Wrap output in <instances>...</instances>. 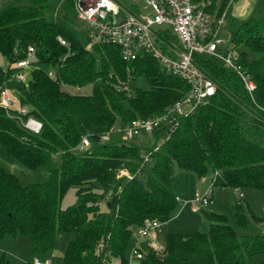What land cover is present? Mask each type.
Instances as JSON below:
<instances>
[{"label": "trees", "instance_id": "obj_1", "mask_svg": "<svg viewBox=\"0 0 264 264\" xmlns=\"http://www.w3.org/2000/svg\"><path fill=\"white\" fill-rule=\"evenodd\" d=\"M233 1L210 0L208 11L214 20L227 18ZM49 2L15 0L0 9V57L9 64L6 69L0 65V91L29 46L41 65L17 88L14 109L0 106V147L8 160L48 170L46 181L23 183L0 166V240L28 235L33 256L46 259L58 235L72 232L75 237L62 264H107L112 257L127 264L125 251L133 232L149 220L167 222L176 208L177 197L169 188L173 163L198 177L211 167L216 172L213 188L264 192V0H256L246 19L231 17L233 49L244 47L235 60L254 81L252 92L214 56L194 54L196 66L216 84L215 94L194 113L180 116L157 149L164 126L142 134L153 137L150 145L125 140L119 133H111L104 143L99 138L117 128V122L163 114L189 91L190 83L165 72L149 53L124 61L118 45L87 48L88 32L77 19L75 0H68L58 17H48ZM168 31L163 35L171 44L175 38ZM134 78L145 79L148 86L133 85ZM87 84L93 85L87 95L62 89ZM22 107L28 110L23 116L17 112ZM28 116L42 122L38 133L22 125ZM84 135L90 136V146L77 151ZM142 150L150 160L140 174L117 179L120 168L136 172ZM71 187L76 201L61 208ZM241 208L235 205L236 219L245 226ZM205 217L207 233H168L161 250L140 240V264H249L264 253V234L237 235L224 214ZM252 220L260 223L255 216ZM0 264L11 261L3 254Z\"/></svg>", "mask_w": 264, "mask_h": 264}, {"label": "built area", "instance_id": "obj_2", "mask_svg": "<svg viewBox=\"0 0 264 264\" xmlns=\"http://www.w3.org/2000/svg\"><path fill=\"white\" fill-rule=\"evenodd\" d=\"M134 3L143 1L151 7L154 16L141 15L139 12L127 9L121 0H75L77 19L88 32L87 48L99 43H111L120 47L121 58L124 61L135 59L139 53L151 54L160 64L161 68L190 83L189 91L176 101L166 112L159 116L137 117L128 123L112 128L109 132L100 135L99 142L110 140L111 133H119L125 140H134L142 134H150L156 129L165 127L166 134L159 140L155 149L167 140L177 127L179 117L194 113L199 105L208 101L215 94L216 84L199 69L193 61L194 54L212 55L221 61L227 68L232 69L239 76L245 89L251 93L255 83L250 75L236 62L232 48L220 50L221 41L218 33L225 22L220 16L213 19L208 11L210 0H132ZM168 25V29L158 30L157 25ZM175 39L165 41L163 31ZM61 43L65 42L60 39ZM34 49L29 46L26 57L16 61L11 68L14 69L11 77L18 82H27L26 68L30 66V58L34 57ZM53 76V72H48ZM126 89V87H125ZM0 106L13 108V99L5 87L0 91ZM27 108L17 109L20 115L27 114ZM22 125L33 133L41 130L42 122L32 116L22 120ZM90 136L84 135L76 146L82 151L90 146ZM142 160L135 173L124 169L122 175L129 179L140 174L143 164L150 160L148 153L141 155ZM216 173V172H215ZM213 185V184H212ZM203 193H195L190 201L192 212H199L212 204L210 195L213 187ZM238 193V188L234 189ZM242 193L238 197L242 198ZM160 223L154 220L146 221L137 228L132 235H139L142 240L159 228ZM102 246V245H100ZM139 242L133 249L135 258L141 259L142 254L137 249ZM161 250L160 248L156 247ZM32 264H50L49 259L34 257Z\"/></svg>", "mask_w": 264, "mask_h": 264}, {"label": "rangeland", "instance_id": "obj_3", "mask_svg": "<svg viewBox=\"0 0 264 264\" xmlns=\"http://www.w3.org/2000/svg\"><path fill=\"white\" fill-rule=\"evenodd\" d=\"M15 1V0H9ZM9 1L0 0V9L9 3ZM68 0H50L46 12L48 17L61 15L64 13L63 6ZM127 9H132L139 12L141 15L154 16V12L151 7L147 6L143 1L133 2L132 0H121ZM15 4H18L15 2ZM75 7V6H74ZM58 17V16H57ZM238 20V19H237ZM81 23V22H80ZM78 25V24H77ZM80 28V25H78ZM83 26V25H82ZM156 29L165 30L168 29V25H157ZM233 27L231 26V16L225 18V22L220 28L218 38L221 41V48L229 49L233 47L232 43ZM244 47L240 46L236 49H232L234 54H237ZM250 56H253L250 54ZM0 65L3 69H6L9 64L6 58L0 57ZM41 65L34 59L30 58V66L26 69L27 81L30 77V72L33 68H39ZM132 84L142 87L148 86L147 82L143 78H134ZM20 82L15 80H8L5 84V88L11 92V98L17 97V88L24 86ZM93 85L87 84L82 87L63 85L62 89L71 94H83L87 95L92 92ZM14 106V105H13ZM116 127H119V123H116ZM134 139V142L138 144L150 145L153 144V137L147 135ZM141 153H145L142 150ZM0 166L4 167L7 171L16 175L23 183L28 182H43L48 178V170L41 168L40 170H31L26 166L12 160H8L4 157L3 149L0 147ZM123 168L118 170L117 179L123 177ZM215 172L211 167L207 168L206 174L202 177L196 176L190 171L179 168L175 163L172 165V174L169 181V188L172 193L177 197L176 208L172 211L170 219L159 225V228L151 233L150 236L142 239L148 240L149 243L155 247H163L165 245V238L168 233H192L200 231L207 233L209 228V222L205 217V213H218L224 214L227 217L229 224L234 228L237 235H258L264 234V192L255 188H247L238 190V193L243 194V198L240 201L238 199V193L234 189L228 187H214L213 203L203 209V211L192 212L190 201L194 197L195 193H203L208 185H212ZM75 188L71 187L65 193L61 201V208L75 203ZM237 194V195H236ZM237 203L242 204L241 213L246 219V225L242 226L238 224L235 214V205ZM252 216L260 219V223H255L252 220ZM75 234L72 232H64L58 235L53 250L50 252L48 258L50 264H62L65 249L70 240L74 239ZM140 241L139 235H132L125 251V259L127 264H140L134 256L133 249ZM157 245V246H156ZM5 254L11 261V264H32V240L28 235L17 234L16 236H5L0 240V257ZM264 261V253L257 254L249 262L254 264ZM117 261L111 258L110 264H116ZM109 264V263H108Z\"/></svg>", "mask_w": 264, "mask_h": 264}, {"label": "crops", "instance_id": "obj_4", "mask_svg": "<svg viewBox=\"0 0 264 264\" xmlns=\"http://www.w3.org/2000/svg\"><path fill=\"white\" fill-rule=\"evenodd\" d=\"M256 3V0H234L232 3H231V6H230V13L229 15L231 17H233L234 19H238V20H244L246 19L250 14L251 12L253 11V8H254V5ZM214 19V18H213ZM29 67V66H28ZM27 69V68H26ZM9 80H15L16 82H18L15 78H12L9 79ZM7 83V82H6ZM8 94L11 95V92L9 90H7ZM16 98V97H15ZM211 187V185L209 184L208 187L205 189V191L207 189H209ZM251 189V188H249ZM204 191V192H205ZM213 192H214V188L212 189V193L210 195V198L212 200V203H213V199H212V196H213ZM237 195V194H236ZM243 195V194H242ZM243 198V196H242ZM242 198L240 199L238 197V199H240V201L242 200ZM211 205V204H210ZM209 205V206H210ZM208 206V207H209ZM202 211V210H201ZM161 225V224H160ZM151 237V236H150ZM151 239H154L151 237ZM148 241V240H147ZM149 242V241H148ZM154 244V243H153ZM152 244V245H153ZM157 246V245H156ZM159 248V247H158ZM163 247H161L160 249H162ZM34 257V256H33ZM113 260H116L117 263L116 264H121L120 260L118 258H115V257H112ZM49 259V258H48ZM137 259V258H136ZM139 260V259H137ZM110 261H111V258L110 260L108 261V263L110 264ZM50 262V260H49ZM107 263V264H108Z\"/></svg>", "mask_w": 264, "mask_h": 264}, {"label": "water", "instance_id": "obj_5", "mask_svg": "<svg viewBox=\"0 0 264 264\" xmlns=\"http://www.w3.org/2000/svg\"><path fill=\"white\" fill-rule=\"evenodd\" d=\"M141 182H143V181L141 180Z\"/></svg>", "mask_w": 264, "mask_h": 264}]
</instances>
